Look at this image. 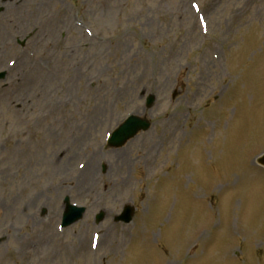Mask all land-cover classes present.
Listing matches in <instances>:
<instances>
[{
  "label": "rangeland",
  "instance_id": "obj_1",
  "mask_svg": "<svg viewBox=\"0 0 264 264\" xmlns=\"http://www.w3.org/2000/svg\"><path fill=\"white\" fill-rule=\"evenodd\" d=\"M15 1L0 0V264H264V0H52L27 16L37 0ZM66 61L74 74H56ZM131 84L130 104L111 97ZM130 115L151 127L107 148ZM64 198L86 212L61 229Z\"/></svg>",
  "mask_w": 264,
  "mask_h": 264
},
{
  "label": "bare ground",
  "instance_id": "obj_2",
  "mask_svg": "<svg viewBox=\"0 0 264 264\" xmlns=\"http://www.w3.org/2000/svg\"><path fill=\"white\" fill-rule=\"evenodd\" d=\"M41 1L43 3V6H44V4H45V6H48V8H50L52 6L51 5L52 0H49V2L47 0V3H45V0H37L35 3H31V2L28 1L27 5H31L32 7L35 8V7L39 6L38 2H41ZM50 19H51V17H48L47 23L50 22ZM52 19L54 21L55 20V16H52ZM43 27H45V26H43ZM50 31L52 33H56L54 29H50ZM53 43L55 44V42H53ZM63 70H65V72H68L69 76L71 74H74V66H73V64H67V61H66L65 64H58L57 69H56V74H62ZM51 72H54V71L51 69ZM65 85H68V82H66ZM131 86H132V88H129L128 85H125V86L123 85L119 90L113 91L110 95H111L112 98L116 99V98L119 97L120 92H122L124 94V99H125L124 102H126V105L130 104L131 101L133 100V99H131L132 96L130 94H131L132 90L134 88H136L134 84H131ZM57 94H58V96H60V94H63V92L58 90ZM56 101H57L56 102L57 108H56V111H54V110L53 111L56 112V113L64 111L65 112V117H66L65 118V123L66 124H69L71 121H74L73 117L69 116V112H68V105L69 104H67L65 98L56 99ZM103 108H104V103H103L102 100L97 99L96 97H92L90 99L89 107L85 109V112H84L85 116H83V119L87 121L86 123H88V126H87L88 130L91 129L95 125V123H94L95 121H97V120L102 118V114L103 113L101 111L104 110ZM175 119H176V116H174V120ZM171 120H172V118H171ZM71 151L75 155L79 154L78 153L79 151L76 148L72 149ZM85 151L88 152L89 158L85 157V159L80 160V162H78L77 168H78L79 171H82V172L81 173L78 172L81 176H80L79 182L77 184V188H80V187L85 188V187L88 186V189H90L89 173H91V171H90L91 169H89V168H90L91 163L93 162V158L94 157L91 158V156L94 155V153H92L91 148L87 147V146H86V150ZM65 155L66 154L62 155V157H64ZM118 159H121V156H119ZM58 182L66 184V185H69L71 183L70 179L62 178V177H58Z\"/></svg>",
  "mask_w": 264,
  "mask_h": 264
},
{
  "label": "water",
  "instance_id": "obj_3",
  "mask_svg": "<svg viewBox=\"0 0 264 264\" xmlns=\"http://www.w3.org/2000/svg\"><path fill=\"white\" fill-rule=\"evenodd\" d=\"M154 97H149L147 102V108H150L153 104ZM149 127V123L143 120L131 118L126 124H124L121 128H119L115 134L113 135V138L111 140V145L113 147H120L122 146L127 140L134 137L139 131L146 130ZM264 161V159L262 160ZM67 203V201H66ZM82 210L77 211L76 215H71L70 210L67 211L65 214V222H63V226L71 225L74 222L78 221L81 218ZM132 215L131 213H125L122 217H120L117 220L120 221H129L130 217ZM103 218V215H100L97 218V222H100ZM1 242V240H0Z\"/></svg>",
  "mask_w": 264,
  "mask_h": 264
}]
</instances>
